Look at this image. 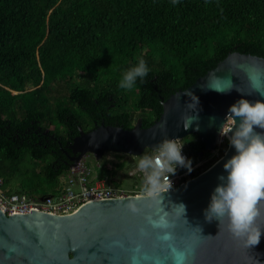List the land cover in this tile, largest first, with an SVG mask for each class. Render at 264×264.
<instances>
[{"label": "trees", "instance_id": "16d2710c", "mask_svg": "<svg viewBox=\"0 0 264 264\" xmlns=\"http://www.w3.org/2000/svg\"><path fill=\"white\" fill-rule=\"evenodd\" d=\"M234 52L264 58V0H0L4 190L57 194L73 165L69 146L81 129L105 122L131 130L139 120L150 127L165 100ZM140 58L147 76L121 89L122 73ZM183 142L196 169L182 183L228 148L226 143L217 156L196 135ZM106 154L96 161L97 178L144 189L140 173L124 180L139 157L119 155L128 159L123 166Z\"/></svg>", "mask_w": 264, "mask_h": 264}, {"label": "water", "instance_id": "95a60500", "mask_svg": "<svg viewBox=\"0 0 264 264\" xmlns=\"http://www.w3.org/2000/svg\"><path fill=\"white\" fill-rule=\"evenodd\" d=\"M258 74L264 85L263 57L231 53L188 89L165 100L160 118L150 127H143L139 120L131 130L105 122L88 132L81 129L69 146L74 154L72 166L89 155L100 161L106 152L139 157L146 151L155 152L166 138L182 140L190 135L213 152L224 116L240 98L236 89L249 100L262 98L252 87V77ZM186 93L198 97L196 111L189 107ZM195 116L185 129L182 118ZM233 154L228 144L210 168L177 188L162 190L160 196L95 201L70 215L34 211L8 216L0 209V264H175L177 252L186 254L184 264H264V235L259 244L247 248L229 232L226 218L220 232L218 220L205 219L210 195L218 177L225 174L223 164ZM181 204L184 215L177 207ZM129 205L138 211H131ZM148 217L166 227H155ZM256 224L264 228V216ZM166 234L170 239H164Z\"/></svg>", "mask_w": 264, "mask_h": 264}, {"label": "clouds", "instance_id": "9594fccd", "mask_svg": "<svg viewBox=\"0 0 264 264\" xmlns=\"http://www.w3.org/2000/svg\"><path fill=\"white\" fill-rule=\"evenodd\" d=\"M148 71L146 61L140 58L135 65L122 73L118 86L130 90L138 79L142 80L147 76ZM252 87L262 98L249 100L236 89L240 98L229 106L224 116L225 122L219 130V135L222 139H227L229 146L234 149V154L224 162L223 170L226 175L218 177L219 182L210 195L208 207L204 210L208 222L214 219L219 221V232L226 218L229 232L234 238L243 241L247 248L259 244L261 236L264 235V228L256 224L257 220L264 216V85L260 82L259 74L256 80L252 81ZM216 90L221 93L230 91ZM186 94L191 101L189 107L196 111L198 97L193 93ZM195 119L196 116L182 118L183 127L189 128ZM232 122L235 123L229 128L228 125ZM183 146L179 138H166L157 145L154 155H139L136 167L145 173L143 190L149 197L154 193L160 196V189L165 184L167 191L172 187L169 177L176 173L178 167L189 172L193 170L192 160L183 155ZM128 207L133 212L138 211L132 205ZM177 207L183 209L184 215L185 206L181 204ZM148 219L153 222L151 217ZM153 225L166 227L163 222H153ZM164 239H170V235L166 234ZM185 259L184 252H177L174 257L175 264H184Z\"/></svg>", "mask_w": 264, "mask_h": 264}, {"label": "built area", "instance_id": "2783aa9c", "mask_svg": "<svg viewBox=\"0 0 264 264\" xmlns=\"http://www.w3.org/2000/svg\"><path fill=\"white\" fill-rule=\"evenodd\" d=\"M233 124V123H232ZM232 124L228 127L231 128ZM180 140V139H179ZM183 146V155L190 159L188 145L180 140ZM228 144L227 139L219 138L218 147L213 151L214 155H220L221 148ZM106 159L114 163H122L124 160L118 161L116 154L106 152ZM153 155L155 152L152 153ZM88 158L84 157L75 166H72L70 172L64 178V182L59 189V192L53 196L36 197L30 196L27 193H9L4 190V181L0 177V209L8 216L13 214H28L31 212H46L53 215H70L74 213L81 205L113 198H124L127 196L148 195L143 189H138L139 184L134 188H128L121 185H113L108 183V177L97 178L92 166L88 165ZM103 159V158H102ZM97 161V160H96ZM192 171L189 172L185 168H177L174 175L169 177L172 187L177 188L185 177L189 176L196 166H192ZM121 172H118L116 180H119ZM137 173L142 176L141 185L144 186V175L137 167L127 172L124 180L135 177ZM167 190L165 184L160 191ZM156 194V193H154ZM43 198V199H42Z\"/></svg>", "mask_w": 264, "mask_h": 264}, {"label": "rangeland", "instance_id": "374dc122", "mask_svg": "<svg viewBox=\"0 0 264 264\" xmlns=\"http://www.w3.org/2000/svg\"><path fill=\"white\" fill-rule=\"evenodd\" d=\"M149 152H145V154H148ZM116 159L118 160V161H121V157L119 156V155H117L116 156ZM138 160V159H137ZM136 160V161H137ZM126 161H128V159L125 157V159H124V161H123V166H128V162H126ZM132 161H134V160H132ZM136 161H135V164H136ZM88 162L90 163V165L93 167V170H94V167L96 166V159H95V157H89L88 158ZM119 164H122V163H119ZM120 174H122V173H120ZM61 182H64V178H62L61 179ZM17 188H14L13 190V192H16L17 190H16ZM18 191H21V190H18ZM36 197H41L42 196V193H36V195H35Z\"/></svg>", "mask_w": 264, "mask_h": 264}, {"label": "flooded vegetation", "instance_id": "af4514ba", "mask_svg": "<svg viewBox=\"0 0 264 264\" xmlns=\"http://www.w3.org/2000/svg\"><path fill=\"white\" fill-rule=\"evenodd\" d=\"M206 151V150H205ZM89 157H94L93 155H89ZM200 158H204V153L203 152H201V154H200Z\"/></svg>", "mask_w": 264, "mask_h": 264}, {"label": "snow or ice", "instance_id": "6c2138e0", "mask_svg": "<svg viewBox=\"0 0 264 264\" xmlns=\"http://www.w3.org/2000/svg\"><path fill=\"white\" fill-rule=\"evenodd\" d=\"M256 78H257V76L256 75H253V77H252L253 81H255Z\"/></svg>", "mask_w": 264, "mask_h": 264}]
</instances>
